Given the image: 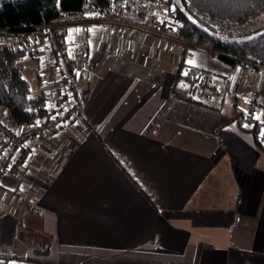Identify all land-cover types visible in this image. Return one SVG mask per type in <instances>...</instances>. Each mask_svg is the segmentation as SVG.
Wrapping results in <instances>:
<instances>
[{
  "label": "crops",
  "instance_id": "obj_1",
  "mask_svg": "<svg viewBox=\"0 0 264 264\" xmlns=\"http://www.w3.org/2000/svg\"><path fill=\"white\" fill-rule=\"evenodd\" d=\"M67 31L82 110L0 182V264H264V149L232 121V69L126 26ZM180 61L216 76L199 104L171 95ZM31 70L46 102L54 74ZM252 85L264 125V73Z\"/></svg>",
  "mask_w": 264,
  "mask_h": 264
},
{
  "label": "built area",
  "instance_id": "obj_2",
  "mask_svg": "<svg viewBox=\"0 0 264 264\" xmlns=\"http://www.w3.org/2000/svg\"><path fill=\"white\" fill-rule=\"evenodd\" d=\"M14 0H0L4 2ZM131 15L136 22L120 20L119 16ZM90 19V20H88ZM92 21L104 25L126 26L135 32L176 45L187 47L179 37L186 20L178 15L172 0H84L74 23ZM73 23L62 11L52 22L33 25L29 30L0 28V46L22 44L38 64L43 54H51L50 67L54 72V88L47 103L42 108L46 115L30 126H13L4 116H0V182L11 176L18 180L30 161L32 152L25 148L28 142L38 141L45 132H61L79 119L81 112L79 73L69 71L66 55L67 26ZM42 71H37L41 75ZM264 73V62L246 61L239 68L232 94L246 95V111L243 125L255 118L259 105L253 89L252 76ZM230 84H225V91ZM216 88L213 74L202 70L191 76L186 87L187 97L201 100ZM1 112V111H0ZM252 126V125H249ZM264 126L259 129L257 139L264 145Z\"/></svg>",
  "mask_w": 264,
  "mask_h": 264
},
{
  "label": "trees",
  "instance_id": "obj_3",
  "mask_svg": "<svg viewBox=\"0 0 264 264\" xmlns=\"http://www.w3.org/2000/svg\"><path fill=\"white\" fill-rule=\"evenodd\" d=\"M83 1L14 0L4 2L0 5V28L14 30L52 22L59 11L64 12L69 20H74ZM177 1L183 13L192 21V24L188 23L177 10L178 15L186 20L179 37L187 46L203 48L217 60L228 64L234 72L246 61L264 62V34L252 40L241 41L247 36L263 31L264 28L247 34L236 31L238 26H242L264 10V0ZM120 17L124 21L136 22L131 15ZM26 55H30V52L22 44L0 46V109L13 126H30L38 117L47 114V111L42 108L45 97L41 93H38L37 97L31 96V86L22 76L23 65H17ZM182 61L176 71V81L171 95L174 99L199 104L198 100L187 97L186 87L191 76L201 70L186 66ZM68 67L72 71L81 69L70 61ZM228 95L233 97L231 104L234 106L235 95L232 93ZM232 121L242 131L250 133L256 145L264 149V145L257 139L259 129L264 125L252 118L247 124L252 126L243 128V113L238 111H235Z\"/></svg>",
  "mask_w": 264,
  "mask_h": 264
},
{
  "label": "rangeland",
  "instance_id": "obj_4",
  "mask_svg": "<svg viewBox=\"0 0 264 264\" xmlns=\"http://www.w3.org/2000/svg\"><path fill=\"white\" fill-rule=\"evenodd\" d=\"M88 20H90V19H88ZM73 21V23L72 24H74V20H72ZM84 22H88V21H82L81 23H84ZM95 23V22H94ZM33 25H30L29 27H27V28H20V29H18V30H29L31 27H32ZM260 28H264V10L262 11V12H260L256 17H254V18H252V19H250V20H248L247 22H245L242 26H238L237 27V29H236V31H237V33H240V34H247V33H250V32H253V31H255V30H257V29H260ZM67 39H68V35H67ZM67 43H69V42H66V45H65V51H66V55H67V53H68V50H69V47H68V45H67ZM70 44V43H69ZM31 55V54H30ZM68 56V55H67ZM42 60L41 61H39V63L37 64L36 62H35V59H34V57L31 55V57L29 56V55H26L25 56V58L23 59V60H21V61H19L18 63H17V65H20V64H22L23 66V68H24V70H23V72H22V76H23V78L24 79H26L28 82H29V84H30V86H31V96L32 97H37V94H38V85H37V81H40L41 79L40 78H38V74H37V71L39 70V71H43L46 67H48L50 70H51V72L54 74V72H53V69L50 67V65L49 64H51V61L53 60L52 59V57H51V54H46V55H44L43 54V56H42ZM32 59V60H31ZM72 58L71 57H69L68 56V60L70 61ZM32 61V62H31ZM73 59H72V63H73ZM222 62V61H221ZM223 64H225V65H228V64H226V63H224V62H222ZM33 64V68H34V72H35V75H36V77L38 78V79H35L34 78V75H33V72H32V70H31V65ZM74 64V63H73ZM229 66V65H228ZM27 68L29 69V70H27ZM232 69V68H231ZM25 71V72H24ZM69 71H72V70H70V68H69ZM74 71H76L77 73H79L81 70H74ZM232 72H234L233 71V69H232ZM52 76V75H51ZM213 77H216L215 75H213ZM214 82H215V80H214ZM216 83V82H215ZM225 105L227 104V105H229V102H230V98H228V96L226 95L225 96ZM235 103H236V106L239 108L242 104H241V102H240V100H236L235 101ZM231 107H232V104H231ZM234 115H235V113H234ZM40 118H42V115L40 116V117H38L37 118V120L38 119H40ZM34 144H33V142H28L27 144H26V146H25V148H27V149H29L30 150V147H32Z\"/></svg>",
  "mask_w": 264,
  "mask_h": 264
},
{
  "label": "water",
  "instance_id": "obj_5",
  "mask_svg": "<svg viewBox=\"0 0 264 264\" xmlns=\"http://www.w3.org/2000/svg\"><path fill=\"white\" fill-rule=\"evenodd\" d=\"M172 1L174 2V4H175L177 10L182 14V16L187 20V22L192 24V21L190 20V18H189L187 15H185V14L183 13V11H182V9H181V7H180L178 1H177V0H172ZM262 34H264V30H263V31H260V32H258V33H254L253 35L247 36V37L243 38L241 41L252 40V39H254L255 37L260 36V35H262ZM238 70H239V69H238ZM238 70L234 72L233 77H232V80H231V82H230V86H229V92H230V93H232V90H233L234 84H235V82H236V78H237V75H238Z\"/></svg>",
  "mask_w": 264,
  "mask_h": 264
},
{
  "label": "snow or ice",
  "instance_id": "obj_6",
  "mask_svg": "<svg viewBox=\"0 0 264 264\" xmlns=\"http://www.w3.org/2000/svg\"><path fill=\"white\" fill-rule=\"evenodd\" d=\"M262 135H264V133H262Z\"/></svg>",
  "mask_w": 264,
  "mask_h": 264
}]
</instances>
